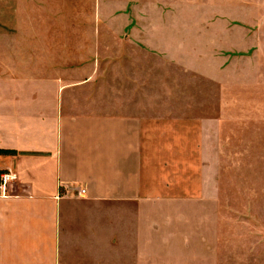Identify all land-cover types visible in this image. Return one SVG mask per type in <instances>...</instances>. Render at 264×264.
I'll return each mask as SVG.
<instances>
[{"label": "crops", "instance_id": "obj_1", "mask_svg": "<svg viewBox=\"0 0 264 264\" xmlns=\"http://www.w3.org/2000/svg\"><path fill=\"white\" fill-rule=\"evenodd\" d=\"M132 2L175 6L87 7ZM80 7L0 0V264H219L217 117L144 65L164 40L82 36Z\"/></svg>", "mask_w": 264, "mask_h": 264}, {"label": "rangeland", "instance_id": "obj_2", "mask_svg": "<svg viewBox=\"0 0 264 264\" xmlns=\"http://www.w3.org/2000/svg\"><path fill=\"white\" fill-rule=\"evenodd\" d=\"M101 2L117 7L119 0ZM160 2L175 6L140 13L132 2L128 13H101L80 0L84 7L66 19L80 24L82 36L94 25L95 35L119 37L125 24L132 27L127 37L165 41L157 59L144 65L171 74L189 103L205 104L195 113L218 119L217 153L213 165L207 155L206 170L213 168L219 187V264H264V0Z\"/></svg>", "mask_w": 264, "mask_h": 264}, {"label": "built area", "instance_id": "obj_3", "mask_svg": "<svg viewBox=\"0 0 264 264\" xmlns=\"http://www.w3.org/2000/svg\"><path fill=\"white\" fill-rule=\"evenodd\" d=\"M11 178H12V175L10 172H5V173H2L0 175V188L3 191H6V186H7L8 182L11 180ZM84 193H86L85 188L79 189V194H84Z\"/></svg>", "mask_w": 264, "mask_h": 264}, {"label": "trees", "instance_id": "obj_4", "mask_svg": "<svg viewBox=\"0 0 264 264\" xmlns=\"http://www.w3.org/2000/svg\"><path fill=\"white\" fill-rule=\"evenodd\" d=\"M2 151H9V150H2V149H0V152H2Z\"/></svg>", "mask_w": 264, "mask_h": 264}]
</instances>
